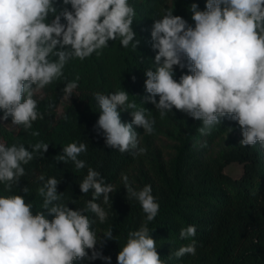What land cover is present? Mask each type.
Returning <instances> with one entry per match:
<instances>
[{
  "label": "clouds",
  "instance_id": "obj_1",
  "mask_svg": "<svg viewBox=\"0 0 264 264\" xmlns=\"http://www.w3.org/2000/svg\"><path fill=\"white\" fill-rule=\"evenodd\" d=\"M56 3L0 0V121L10 117L12 125H22L25 130L42 118L34 93L61 78L69 60L82 61L117 39L124 48L130 44L137 48L140 43L132 28L136 13L129 0H62L59 10ZM190 11L194 27L171 10L153 21L154 70L145 72L148 95L144 101L152 103L161 117L175 108L201 121V134L227 117L238 123L242 147L258 142L264 147V0H206L205 10L192 3ZM176 67L187 69L178 81L174 78ZM77 87L76 80L66 83L62 89L65 98ZM95 100L100 115L94 128L103 135L106 146L120 153L143 154L146 149L138 147L133 125L147 134L153 132L155 120L146 117V109L130 103L125 90L108 95L98 92ZM128 109H134L133 119L122 122L120 113ZM31 134L38 136L39 132ZM48 147L39 142L29 151L23 144L0 143V183L6 192L25 175L23 165ZM86 152L85 143L73 142L63 148L58 160H71L76 169H84L86 162L78 157ZM121 179L128 198L140 203L145 222L129 231L117 264H165L147 226L159 211L151 185L136 190L127 175L122 174ZM38 180L43 182L38 188L43 204L35 215L33 205L23 196H0V264H74L97 259L111 264V257L97 250L101 240L92 225L106 221L108 213L97 201L102 197L108 204L114 186L88 167L79 188L83 194L92 190V198L84 208L73 210L62 202L56 178L45 180L40 175ZM22 191L28 193L29 189ZM179 236L191 242L179 247L174 256L195 255L197 242L192 238L196 226L181 228ZM103 237L113 239L112 229Z\"/></svg>",
  "mask_w": 264,
  "mask_h": 264
},
{
  "label": "trees",
  "instance_id": "obj_2",
  "mask_svg": "<svg viewBox=\"0 0 264 264\" xmlns=\"http://www.w3.org/2000/svg\"><path fill=\"white\" fill-rule=\"evenodd\" d=\"M129 3L136 13L132 28L135 39L140 41L137 48L131 44L124 48L117 39L82 61L69 60L61 78L34 93L42 118L34 121L31 129L12 125L10 117L4 121L9 126L0 121V143L6 146L23 144L32 151L36 143L49 145L47 152L35 153L33 160L23 165L25 175L11 192H6L0 183V196H23L26 203L33 205L35 215L42 211L43 197L38 188L43 182L38 177L43 175L45 180L54 177L59 181L57 191L63 193L64 204L73 210L84 208L92 198V190L83 194L79 184L88 167L98 171L105 183L114 186V191L109 194L108 204L103 203L102 197L97 201L108 216L103 224L97 220L92 228L101 240L97 250L110 256L111 264H117V254L129 231L137 230L145 222L140 203L128 198L121 179L125 174L136 190L145 185L152 187L159 211L147 226L165 264H264V147L259 142L242 147L238 123L227 117L207 134H201L198 131L201 121L175 108L161 117L152 103L144 101L148 95L145 72L154 70L155 52L150 35L153 21L162 17L165 10H171L194 27L190 6L196 3L199 10H205L206 0H129ZM62 6V0H57V9ZM52 18L50 14L48 21ZM185 73L186 68L176 67L174 78L178 81ZM73 80L78 87L59 114L57 110L65 99L62 89ZM122 90L128 93L130 103L134 102L137 109L145 108L146 117L155 120L151 134L133 125L138 147L146 149L143 154L120 153L107 147L103 135L94 128L100 115L95 94ZM131 111L134 109L121 111L122 122L132 121ZM34 131L39 135L33 136ZM73 142L87 145V152L78 157L86 162L84 169H76L71 160H58L64 154L63 148ZM230 165L241 167L240 177L226 172ZM24 187H28V193L22 191ZM87 215L94 219L92 213ZM189 225L196 226V236L192 238L197 242L196 254L176 258L175 251L191 242L179 236L181 228ZM109 228L114 238L105 240L103 233ZM74 264L105 262L97 259Z\"/></svg>",
  "mask_w": 264,
  "mask_h": 264
},
{
  "label": "rangeland",
  "instance_id": "obj_3",
  "mask_svg": "<svg viewBox=\"0 0 264 264\" xmlns=\"http://www.w3.org/2000/svg\"><path fill=\"white\" fill-rule=\"evenodd\" d=\"M70 102V97L69 98H65L63 100V102L61 103V105L59 106L58 108V113L59 114H62L63 112V107L68 104ZM3 124H5L6 126H9L6 122L2 121ZM226 172L228 174H230L231 176L235 177V178H238L241 176L242 174V169L239 165H230L227 169H226Z\"/></svg>",
  "mask_w": 264,
  "mask_h": 264
}]
</instances>
